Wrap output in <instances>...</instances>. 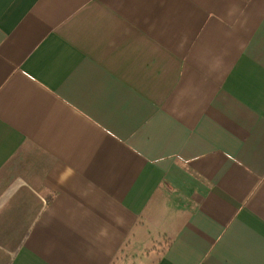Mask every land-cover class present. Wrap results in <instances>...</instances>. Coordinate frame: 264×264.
<instances>
[{
  "label": "crops",
  "instance_id": "obj_1",
  "mask_svg": "<svg viewBox=\"0 0 264 264\" xmlns=\"http://www.w3.org/2000/svg\"><path fill=\"white\" fill-rule=\"evenodd\" d=\"M139 254L264 264V0H0V264Z\"/></svg>",
  "mask_w": 264,
  "mask_h": 264
},
{
  "label": "rangeland",
  "instance_id": "obj_2",
  "mask_svg": "<svg viewBox=\"0 0 264 264\" xmlns=\"http://www.w3.org/2000/svg\"><path fill=\"white\" fill-rule=\"evenodd\" d=\"M162 243H161V247H165L167 245V239L162 238L161 239ZM147 242H152V239H150ZM146 245H152L151 243H148ZM142 251L145 252V250L143 249ZM149 263V259H147L146 255H140L139 256H135L133 258H130L129 261L127 262V264H148Z\"/></svg>",
  "mask_w": 264,
  "mask_h": 264
}]
</instances>
